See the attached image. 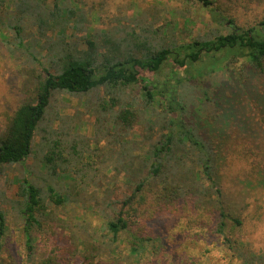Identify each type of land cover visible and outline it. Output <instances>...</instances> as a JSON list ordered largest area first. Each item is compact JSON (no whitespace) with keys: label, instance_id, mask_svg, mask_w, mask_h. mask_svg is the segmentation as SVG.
<instances>
[{"label":"trees","instance_id":"1","mask_svg":"<svg viewBox=\"0 0 264 264\" xmlns=\"http://www.w3.org/2000/svg\"><path fill=\"white\" fill-rule=\"evenodd\" d=\"M49 1L33 0L37 4L34 8L30 0H20L16 2L20 18H12L9 24L0 23L3 29L13 31L14 40H6L11 54L19 60L17 54L21 58L26 56L21 68L25 77L21 88L24 98L0 134V177L4 165L23 164L30 156L35 133L53 108L55 95L88 96L85 108L91 111L90 116L96 117L99 126L96 134L101 138L114 135L111 143L116 149L107 150L104 156L114 157L116 179L123 176L130 191L109 204L112 213L102 229L103 241L87 242L79 253L80 264H98L96 259L100 261L110 254L134 259L136 263L153 256L152 227L177 212V206L185 200L201 216L218 214L221 217L218 231L224 233L228 216L218 175L220 154L233 153L235 157L238 154L250 171V178L240 183L250 191L264 190V88L262 94H255L251 82L256 76L259 80L264 77V20L248 30L231 19L226 26L222 22L224 12L216 0H187L209 9L221 29L182 43L173 38V33L168 35L171 27H161L160 42H136L132 49L125 38L89 31L86 13L73 8L69 0H53L52 6ZM25 15L34 19L38 29V38L32 44L26 43L23 36L21 24ZM0 31L3 33L1 28ZM158 31L154 32L156 36ZM205 61L222 66L220 70L235 63V69L229 71L233 74L229 88L216 100L206 89H200L202 98H190L188 93L192 89L183 85L177 71ZM167 65L174 67V75L158 79L156 75ZM151 74L156 76L154 80H149ZM189 75L196 77L194 73ZM134 87L140 90L143 106L130 96ZM240 90L255 101L253 107L261 112L252 117L243 114ZM210 104H216L217 109L206 123L202 127L192 124L191 106L201 116L208 112ZM143 110L152 133L160 125L159 142L152 135L146 137L150 140L148 145L136 138L143 136L136 132ZM54 112L51 122L65 120L64 128L67 131L73 128L60 112ZM205 127L209 129L206 131ZM54 135L59 137V131L55 130ZM52 141V149L45 156L46 168L57 176L72 179L74 170L63 157L62 140ZM96 143H100L99 137ZM78 152L74 154L79 161L90 155L88 150H81L83 156ZM47 191L54 205L64 203L65 199L54 188ZM19 195L26 203L24 236L27 261L31 264L35 260L33 225L42 227L35 211L43 207L44 200L40 198V190L27 179L20 186ZM234 223L241 225L239 220ZM5 232L6 221L0 210V251ZM37 264L64 263L58 255H50Z\"/></svg>","mask_w":264,"mask_h":264},{"label":"rangeland","instance_id":"2","mask_svg":"<svg viewBox=\"0 0 264 264\" xmlns=\"http://www.w3.org/2000/svg\"><path fill=\"white\" fill-rule=\"evenodd\" d=\"M4 1V2H2ZM20 0H0V23L9 24L11 19H19V10L16 2ZM34 8L37 4L30 0ZM49 1V6H52ZM71 6L83 10L88 19V29L92 32H109L117 38H125L133 49L136 42H160V28L169 30L168 35L180 42H189L198 36H206L218 28L212 12L197 1L187 0H69ZM223 10L222 22L229 25V19L237 25L248 30L264 20V0H216ZM23 36L25 42L38 38V29L30 15L23 18ZM218 25V26H217ZM0 134L7 126L11 114L24 98L22 83L25 78L22 74V62L10 52L6 42L14 40L13 31L3 29L0 24ZM158 31V36L154 34ZM223 32L228 33L223 28ZM82 35L85 36L83 33ZM49 36H54L49 34ZM80 36V34L78 35ZM165 38V36H164ZM32 44V42H31ZM34 44V43H33ZM41 51L40 47H36ZM45 53V52H44ZM43 53V54H44ZM42 61V58H40ZM214 64V65H213ZM235 63L226 70L214 62H201L196 67L187 66V70L178 69L180 78L186 88H191L188 94L193 98H202L200 89H206L216 100L223 90L229 88V80L235 69ZM215 68L213 70L212 68ZM219 67L218 69H216ZM231 68V69H230ZM174 67L165 66L156 76L166 80L174 75ZM194 73L191 78L189 73ZM247 73H252L248 71ZM251 75V74H250ZM149 75V80L156 77ZM255 94H262L264 77L256 76L251 79ZM177 84V83H176ZM184 92L181 87V92ZM241 91V110L249 117L261 112L253 107L254 100ZM131 97H136L143 106L140 90L137 87L129 91ZM103 95V93H102ZM69 95H55L54 105L40 124L35 133L32 152L25 163L4 165L0 177V210L6 221V232L2 239L0 251V264H30L27 261L24 228L26 226V203L19 195L20 186L27 179L31 185L40 190V198L44 200L43 207L35 211V217L42 222V227L33 225V246L37 264L42 258L58 255L64 264H80L79 253L89 241L100 243L103 241L102 229L106 226L111 215L109 204L119 197H124L130 188L120 176L116 179L113 167L116 165L114 157H105L107 150L116 149L112 139L114 135L101 138L98 133L96 117L90 116L91 111L85 108L87 99ZM193 101V100H192ZM198 105L199 103L196 102ZM139 105V106H140ZM141 106V107H142ZM192 124L200 126L208 120L211 113L216 110V104L208 106V112L201 116L195 114L191 106ZM60 112L68 124L73 128L67 131L64 128L66 121L51 122L54 115ZM160 111V110H159ZM246 112V113H245ZM160 113V112H159ZM84 114L85 118L82 117ZM147 114L140 115L136 132L138 140L148 145L147 136L152 135L155 141H160V125L152 133L144 118ZM160 120V118H159ZM253 120V119H252ZM162 121V119L160 120ZM253 123L254 120H253ZM75 125L77 128H75ZM205 127V130L207 131ZM58 130L60 136L54 135ZM62 134V135H61ZM68 134V135H66ZM100 143H96V138ZM48 139V140H47ZM61 141L63 156L73 172L72 179L57 176L45 166V156L52 149L53 141ZM147 149V146H145ZM236 147V146H235ZM81 150L90 153L83 156ZM84 158L79 161L77 153ZM76 156V157H75ZM76 161H73V159ZM219 180L225 202L224 233H219L218 226L221 217L215 215H202L195 210L188 200L180 202L177 212L169 215L152 227L153 256H146L140 263L134 259L128 260L117 257L115 254L105 256L98 264H264V190L250 191L240 182L250 178L247 164L233 156L221 155ZM60 161L56 160L59 164ZM78 170H83L79 173ZM52 187L65 199L61 206H56L50 201L47 189ZM42 206V204H41ZM38 205L36 206V208ZM37 212V213H36ZM234 220H239L241 225H236ZM124 246L120 247V250ZM77 251V252H76ZM98 260V261H97Z\"/></svg>","mask_w":264,"mask_h":264}]
</instances>
